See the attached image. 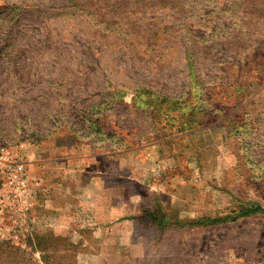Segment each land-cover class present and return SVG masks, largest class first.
<instances>
[{"label": "rangeland", "instance_id": "rangeland-1", "mask_svg": "<svg viewBox=\"0 0 264 264\" xmlns=\"http://www.w3.org/2000/svg\"><path fill=\"white\" fill-rule=\"evenodd\" d=\"M22 144L39 185L0 188V264H264V213L193 223L264 207V0H0Z\"/></svg>", "mask_w": 264, "mask_h": 264}, {"label": "trees", "instance_id": "trees-1", "mask_svg": "<svg viewBox=\"0 0 264 264\" xmlns=\"http://www.w3.org/2000/svg\"><path fill=\"white\" fill-rule=\"evenodd\" d=\"M158 113L163 115V117H165L166 120H168V122L171 123L169 124V126L172 127V129H174L173 131L175 133H178L180 131L182 132L186 128H190L194 123H197V125L199 126L207 122V120L205 121V118L203 120L197 118L201 115H204V117L206 116V113H204L203 110H173V111L158 110ZM209 119H213V118L210 116L208 120ZM161 204L162 203L158 201L157 207H155L153 210H150L147 213L148 218L150 220H152L155 223L159 222V224L163 223L160 220V216H164ZM260 213H264V207L259 204H251L245 210H242L241 212H238L236 214H228L222 218L203 217L199 219L197 222H193V223L198 225L221 224L229 221H236L241 217H248Z\"/></svg>", "mask_w": 264, "mask_h": 264}, {"label": "built area", "instance_id": "built-area-1", "mask_svg": "<svg viewBox=\"0 0 264 264\" xmlns=\"http://www.w3.org/2000/svg\"><path fill=\"white\" fill-rule=\"evenodd\" d=\"M25 145L19 148L0 145V188L20 190L25 189L31 182L39 185V180L31 178L24 160Z\"/></svg>", "mask_w": 264, "mask_h": 264}]
</instances>
